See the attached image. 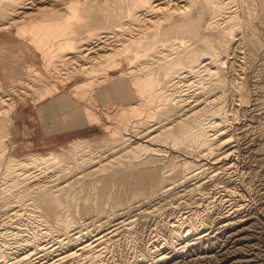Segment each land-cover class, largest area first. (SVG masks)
<instances>
[{"label": "bare ground", "instance_id": "bare-ground-1", "mask_svg": "<svg viewBox=\"0 0 264 264\" xmlns=\"http://www.w3.org/2000/svg\"><path fill=\"white\" fill-rule=\"evenodd\" d=\"M1 30L19 39L24 58L11 70L0 66V221L16 231L0 228L1 260L28 261L39 251L55 253L44 264H176L227 232L213 251L216 264H251L230 249L255 224L245 195L218 177L232 172L239 147L232 127L240 108L227 98L264 111V62L251 89L231 60L237 55L245 67L264 59V0H0ZM36 103L46 120L61 104L60 130L97 126L104 134L95 144L75 138L45 154L16 155L20 108ZM209 188L214 193L202 192ZM196 193L202 203L181 211L179 201ZM168 196L177 214L167 238L118 255L112 245L136 241L134 216L152 215ZM92 210L105 224L78 226L75 216Z\"/></svg>", "mask_w": 264, "mask_h": 264}, {"label": "rangeland", "instance_id": "rangeland-1", "mask_svg": "<svg viewBox=\"0 0 264 264\" xmlns=\"http://www.w3.org/2000/svg\"><path fill=\"white\" fill-rule=\"evenodd\" d=\"M18 47H19V39L11 31H8V30H1L0 31V66L4 67L5 70H11L14 67H16V65L19 62L24 61V58L22 56H20V53L17 51ZM23 50L29 56V58L34 62V64H36L40 68L41 67L39 65V63L41 64L40 57L34 52L32 47L26 46V48L24 47ZM236 52H237V50H236ZM15 54H17L20 57H17V55H15ZM234 54H237V53H234ZM232 55H231V57H234V58H231V60L233 61V59H234L233 67L236 70V71L234 70V72L236 74L238 72L239 73L243 72V74L241 76H243L244 79L247 80V82L249 84H252L251 85L252 87L250 86L252 89L253 83H251L252 82L251 80H253V79L258 80L259 79V77H254V76L258 74L256 69L262 67V66H260V64L262 65V63L264 62V59L257 60L255 62V64L253 63L252 65L244 67V66H242L243 64L240 63L242 61V59L240 57H237V55L236 56H234V55L232 56ZM237 60H239V61H237ZM16 61H17V63H15ZM19 64H21V63H19ZM237 70H238V72H237ZM234 72L232 71V73H234ZM230 73H231V71H230ZM258 76H259V74H258ZM67 87L68 86H66L65 89L63 88V90L65 92H67V90H68ZM57 97H58V94L55 93L51 99L57 98ZM103 97L104 98L100 102L101 105H104L106 103V100L109 99V98H106V96H103ZM234 98L235 97H233V99ZM227 100H228V107L229 108H235V110H237L238 107L240 108L239 116H238L237 120H235V124H236V125L234 124L235 128L232 127V131H233V133H235L233 145H236L237 147L238 146L239 147L238 148L236 147L237 149H236V152L234 153L235 155L233 156V162L236 165V166L234 165V167L232 169V172L234 175L232 174V172H230L232 175L230 173L221 174V176L219 175L218 180L225 181V179H226V181H227L230 179L233 182L232 183L233 185L231 184V186H234L239 191V193L245 195L244 199L246 201L244 200L245 201L244 202L245 203L244 208H246L247 210L246 209H244V210L251 214V216L253 218L252 222L255 223L253 226V229L251 228V230L249 229L245 234L241 235V236L245 237L246 239H243L240 243H237V241L232 243L231 244L232 248H230V249L233 251H235V250L237 251V248H238V250H240L239 252L241 253L240 255L246 254L247 255L246 257L248 259L253 260L251 262V264H264V228H263L264 227V214H263L264 213V192H263L264 191V130H263V132L260 131V129L264 127L263 126L264 125V111L253 110L252 109L253 107H251L250 105H248L247 107H243V108H242V106H238L237 105V97L235 98L234 103H233V101H232V103H230L231 100L229 98H227ZM39 105H40V103H36L33 105L27 104V106L20 108V111H19L20 116L16 122L17 132L14 133V135L11 139L13 144H14V148H15V150L13 152L16 155H27V154H32V153L45 154L46 152L53 150V149H56L61 145H66L69 141H71L72 139H75V138H87L91 142H93V144H95V142L98 141L99 137L104 134L103 131L100 128H98L97 126L86 127V128H81V129L60 130L61 121H60L59 117H60V109L62 107L61 104L59 106L53 107L52 111L50 110L48 112L47 120L45 118L41 119V117H39V114L36 111V108ZM72 117L73 116H68V118H72ZM44 124L48 125L49 128L46 127V125H44ZM49 129L53 130L52 131L53 133ZM56 130L59 131L60 133L57 132ZM237 166H239V167L237 168ZM228 175L230 177L231 176L232 177L230 178ZM222 178H223V180H222ZM180 189H182V187ZM205 190L206 189H204L202 192L214 193L213 188L207 189V192ZM173 192H175V191H171L170 195ZM219 194H221V193L219 192L218 194H215V195H219ZM189 197L190 198H188V197L185 198L186 200L182 199L183 201L182 200L179 201L180 204L182 203L181 205H179V208L182 207L183 209H180V210L183 212L184 211L189 212V208H188V210H187V208H184L186 206L184 203H188L187 205L194 206L195 204H199L200 201H201L200 203H202V201H203L202 200L203 199L202 194L200 195V193L193 194L192 197L191 196H189ZM189 199H190V201L188 202L187 200H189ZM167 200H168L167 206H164V203H166V200L161 201L159 204L155 205V206H158V205L163 206L164 208L166 207L165 209H163V207H161L159 209L161 212H162L161 209H163V212L161 214L158 213V211H159L158 210L157 212H155L156 214L155 213H153L152 215L148 214V216H147L146 211H144L141 213V215L134 216V217L139 218L138 221L137 220L135 221L136 223L132 224L133 230L136 231V233H137L136 241L130 245L131 247L130 246L127 247L126 244L123 243V240H122V242H121V240L118 242L119 243V245L117 244L118 247H117V245H112L113 247H116L117 249H121V250H118V255H120L121 257H124V258L130 257L132 255V253L134 254V252L142 251L150 243V241L154 240L155 238L159 237V240L167 238V236H165V235H167V229H168V225H169L167 222L172 219V215L174 217L177 214V212L175 210H173L174 211L173 212L171 209L168 208L170 206L169 203L171 201V198L169 196L167 197ZM192 200H193V202H192ZM184 201H186V202H184ZM183 204H184V207H183ZM144 207H146V206L144 205ZM141 210H143V209H141ZM141 210H139L137 212L140 213ZM92 211L89 213L88 212L87 213L82 212V213L76 215L75 218L79 222L77 225L78 226L81 225L82 222H84L83 224L85 225L86 223H90V221H91V223H94L95 226L104 225L105 220H106V219H104L105 216H101L100 214H98L97 210H92ZM181 211H180V213H181ZM214 211L210 215V219H209L210 221L211 220L213 221L216 218V217L214 218V216H217L216 213H218V210H214ZM137 212H134V213H137ZM134 213L128 214V215H133ZM157 213H158V215H157ZM201 214H204V213H201ZM93 215L95 216V218ZM77 216H79V217H77ZM3 218H5V216L2 215L0 217V219H3ZM168 219H170V220H168ZM142 220H144V221H142ZM158 220H159V222H157ZM87 221H89V222H87ZM99 221H101V222H99ZM1 222L4 226L1 224ZM3 222H6L7 225ZM157 223L159 224L158 230L159 229L160 230L159 231L157 230V233H154L153 228L155 227V225ZM0 225H1L0 228L5 227L4 229H2V231H4V232H6V231H8V232L10 231L11 233L16 232L15 230H13L12 227H14V226H13V224H11V222L9 220H6V219L1 220ZM23 227L25 228V226H23ZM23 227H21V228H23ZM5 229H6V231H5ZM80 229H82V226L80 227ZM72 232H74V231H71L70 233H72ZM228 234L226 232L224 234L221 233L220 236L217 235V238L213 237L212 242L204 244L201 248L199 247V245H195V247L190 248V250H195L194 252H191L190 255H185V254H182V256L178 255V257L174 258V261H177L176 264H216L217 258H220V256L219 257L218 256L213 257V255H214L213 253L218 250L217 246L220 245V243H221L220 241L225 240V238L227 239ZM225 235L227 237H225ZM246 235H248V236H246ZM215 236H216V234H215ZM218 240H220V241H218ZM48 245H50V244H48ZM120 246H122V247H120ZM23 247H25V246H23ZM196 248H197V251H196ZM26 250H27V247L25 249L21 248L18 251H19V253H22L23 251H26ZM190 250H188V252ZM210 250H212V251H210ZM237 252H236V255H237ZM35 253H36V251L31 253V255L28 257V261H27V259H26V261L25 260L23 261L22 259H19V258H17L18 259L17 260L15 258V256L13 255L5 261L0 259L1 260L0 264H4V263H6V264L7 263L8 264H12V263H14V264L15 263L16 264H40L41 262L45 263L46 260L53 258L55 255V253H53V254H51L45 258V256H43L42 252L37 251V253L36 254ZM40 254L43 256V258ZM237 258L238 257H236L235 259H237ZM13 259H16V260H14L15 262L13 261ZM231 261H233V260L231 259ZM78 264H81V261Z\"/></svg>", "mask_w": 264, "mask_h": 264}]
</instances>
